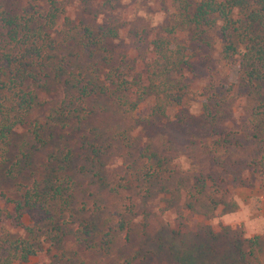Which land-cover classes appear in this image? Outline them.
Wrapping results in <instances>:
<instances>
[{
	"label": "rangeland",
	"instance_id": "obj_1",
	"mask_svg": "<svg viewBox=\"0 0 264 264\" xmlns=\"http://www.w3.org/2000/svg\"><path fill=\"white\" fill-rule=\"evenodd\" d=\"M27 2L0 0V11L21 15ZM55 2L62 12L55 32L61 31L65 19L76 32H114L104 41L100 58L141 74L152 57V40L165 36L172 12L169 0ZM44 4L46 9L50 0ZM171 38L186 47L184 82L190 93L182 106L151 122H134L106 97H91L85 103L90 114L70 120L67 128H54L44 147L32 145L29 163L15 177L0 170V208L20 199L35 182L58 173L70 180L69 208L55 224L61 238L52 242L48 237L36 256L15 264H264L263 175L249 164L250 144L236 132L246 102L234 86L235 74L218 63L213 50L189 42L184 34ZM60 52L74 74L89 78L86 71L93 60L74 46L47 60L49 69L38 70L37 78L29 80L35 103L25 125L14 133L15 146L30 123L50 119L70 92L65 81L69 68L51 70ZM211 87L224 100L218 106L216 129L203 112ZM217 132H236L238 141L217 145L222 139ZM63 152L70 159L61 171L56 158ZM128 205L131 214H126ZM119 217L127 222L125 229L113 234L108 247H101L102 237ZM8 228L23 233L18 225ZM254 237L262 251L253 247L250 257L248 240ZM83 238L94 247L82 245Z\"/></svg>",
	"mask_w": 264,
	"mask_h": 264
},
{
	"label": "trees",
	"instance_id": "obj_2",
	"mask_svg": "<svg viewBox=\"0 0 264 264\" xmlns=\"http://www.w3.org/2000/svg\"><path fill=\"white\" fill-rule=\"evenodd\" d=\"M27 1L21 15L7 16L0 11V170L4 169L6 176L15 177L29 163L32 145L44 147L52 140L54 128L64 129L70 120L87 117L90 112L85 103L91 97H106L134 122H151L182 106L190 93L184 82L186 47L171 37L184 34L189 42L213 50L218 63L234 72V86L246 102L243 123L236 132L239 139L250 144L253 159L249 164L263 175L264 184V0H169L172 12L163 29L165 36L152 40V57L143 74L100 58L104 41L114 37V32L90 29L76 32L72 29L77 28L70 27L66 19L61 31L55 32L62 13L56 8L55 0H50L46 9L44 0ZM70 45L93 60L86 71L89 78L80 72L74 74L66 56L60 52L51 70L61 73L69 68L65 81L70 92L50 119L30 123L25 138L15 146L14 133L25 125L35 103V93L27 87L29 80L37 78L38 70L47 71V60ZM101 62L103 65L98 67ZM213 89L206 94L203 112L216 129L218 106L224 100ZM236 132L232 136L229 132L224 135L217 132L222 135L221 144L217 145L228 147L232 141L237 142L233 136ZM14 146L17 153L12 156ZM56 159L64 171L70 159L68 152ZM40 184L33 183L20 199L6 201L7 207L0 208V264L26 262L41 251L48 237L52 242L61 238L55 224L64 219L69 208L66 191L70 180L58 173ZM126 211L131 214L132 205L126 206ZM24 222L28 224L21 226ZM5 224L12 228L18 225L23 233L15 234L8 226L3 227ZM126 225L119 217L102 237L101 247H108L113 234ZM83 229L81 233L86 231V226ZM248 243V256H254L253 247L262 251L258 237L249 239ZM81 244L94 247L85 238ZM242 257H246L244 252Z\"/></svg>",
	"mask_w": 264,
	"mask_h": 264
}]
</instances>
